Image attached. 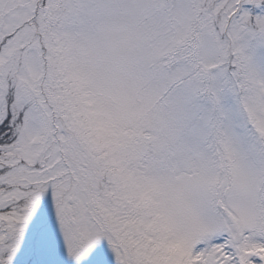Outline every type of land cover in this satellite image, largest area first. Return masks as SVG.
<instances>
[{
	"label": "snow or ice",
	"instance_id": "1",
	"mask_svg": "<svg viewBox=\"0 0 264 264\" xmlns=\"http://www.w3.org/2000/svg\"><path fill=\"white\" fill-rule=\"evenodd\" d=\"M0 264H264V0H0Z\"/></svg>",
	"mask_w": 264,
	"mask_h": 264
}]
</instances>
